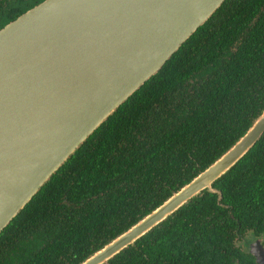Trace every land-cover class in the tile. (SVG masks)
<instances>
[{"label":"trees","instance_id":"1","mask_svg":"<svg viewBox=\"0 0 264 264\" xmlns=\"http://www.w3.org/2000/svg\"><path fill=\"white\" fill-rule=\"evenodd\" d=\"M44 0H0V28ZM264 107V0H225L0 233V264H77L206 168ZM103 264H256L264 134L232 169Z\"/></svg>","mask_w":264,"mask_h":264},{"label":"water","instance_id":"2","mask_svg":"<svg viewBox=\"0 0 264 264\" xmlns=\"http://www.w3.org/2000/svg\"><path fill=\"white\" fill-rule=\"evenodd\" d=\"M225 0H44L0 29V233ZM264 107L206 168L77 264H103L229 172ZM264 264V246H249Z\"/></svg>","mask_w":264,"mask_h":264},{"label":"rangeland","instance_id":"3","mask_svg":"<svg viewBox=\"0 0 264 264\" xmlns=\"http://www.w3.org/2000/svg\"><path fill=\"white\" fill-rule=\"evenodd\" d=\"M253 240H254V236L252 234H247L243 236L239 244L242 245L243 247H247L250 244V242Z\"/></svg>","mask_w":264,"mask_h":264},{"label":"flooded vegetation","instance_id":"4","mask_svg":"<svg viewBox=\"0 0 264 264\" xmlns=\"http://www.w3.org/2000/svg\"><path fill=\"white\" fill-rule=\"evenodd\" d=\"M30 9H31V8H30ZM25 12H26V11H25ZM22 14H23V13H22ZM19 16H20V15H19ZM19 16H18V17H19ZM15 19H16V18H15ZM15 19H14V20H15ZM12 21H13V20H12ZM10 22H11V21H10ZM8 23H9V22H8ZM8 23H7V24H8ZM7 24H5V25H7ZM5 25H4V26H5ZM4 26H3V27H4ZM3 27H2V28H3ZM0 29H1V28H0ZM253 236H254V240L251 241L250 244H249L247 247H243V246L241 245V246L243 247V249H246V250L249 251V246H250L254 241H256L257 239H260L262 245L264 246V235H260V236H255V235H253ZM239 243H240V241H239ZM255 261H256V260H255Z\"/></svg>","mask_w":264,"mask_h":264}]
</instances>
